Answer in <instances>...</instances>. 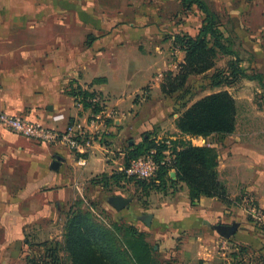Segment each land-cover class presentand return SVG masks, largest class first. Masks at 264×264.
Instances as JSON below:
<instances>
[{
    "label": "crops",
    "instance_id": "0c3cea01",
    "mask_svg": "<svg viewBox=\"0 0 264 264\" xmlns=\"http://www.w3.org/2000/svg\"><path fill=\"white\" fill-rule=\"evenodd\" d=\"M30 1L0 0V19L14 20L16 3ZM232 3L238 4L237 20L251 21L247 26L239 22L235 26L236 35L239 39H249L251 44L262 45L264 27L257 28L253 21L264 20V0H232ZM37 33L42 35L45 31H10L9 27L7 31H0V109L48 127L88 126L89 117L99 110L79 103L81 97L72 93V87L81 86L103 97L117 114L114 120L100 127L104 134L102 144H96L83 154L67 147L40 143L0 124V246L3 244L5 249L0 250V264H15L20 260V256L7 248L30 244L29 229L57 227L58 223L64 227L73 205L81 198L85 200L83 185L101 186L98 178L111 175L113 164L117 163L111 154L115 150L126 154L120 144L127 139V134L151 133L160 122L158 112L144 116L142 110L148 105L144 99L139 104L135 101L145 84L115 81L109 66H104L101 80H95V68L86 78L73 64L53 54L58 46L15 43L17 35ZM94 48L102 51L98 46ZM107 48L110 45L103 47V52L110 51ZM151 85L149 94L153 98L162 93L159 82H151ZM237 106L239 112L238 100ZM253 112V124H246L245 129L242 126L241 130L237 120L233 133L213 135L218 140L209 144L219 152L218 171L227 187V199L202 197L193 203L188 186L181 183L180 190L160 197L147 210L146 213L153 215L151 227L163 241L160 249L172 257L173 263L180 258L184 264H233L230 258L221 257L222 241L214 227L237 223L232 237L237 243L231 244V250H240L239 245L248 246L253 255L251 264H264V231L253 225L243 205L237 202L242 197L253 196L264 207V125L261 124L263 118H259L264 112ZM172 127L179 132L175 124ZM105 138L111 143L105 144ZM202 138L188 136L196 145L202 143L194 139ZM57 158L60 166L53 169L51 165ZM169 175L173 179L177 177L174 170ZM110 206L106 208L110 210ZM124 209H116V216H121ZM227 245L229 248V243Z\"/></svg>",
    "mask_w": 264,
    "mask_h": 264
},
{
    "label": "rangeland",
    "instance_id": "374dc122",
    "mask_svg": "<svg viewBox=\"0 0 264 264\" xmlns=\"http://www.w3.org/2000/svg\"><path fill=\"white\" fill-rule=\"evenodd\" d=\"M203 1L214 16L216 27L223 33V41L232 50V54L219 53L210 70L191 75L184 87L175 93L162 95L161 91L154 98L149 94L151 82H159L161 85L164 73H178L184 62L186 51L178 43L177 37L196 36L203 25L206 14L198 6L190 7L184 0H31L29 3H16L15 19H0V31H7L8 27L10 31H45L42 35H17L15 43L58 46V51L53 54L73 64L76 71L86 78L95 68V80H101L104 66H109L115 81L145 84L135 101L139 104L144 99L149 105L142 110L144 116L151 112L159 113V125L150 133L153 137L161 139L179 135L180 132H175L172 127L176 125V119L198 99L221 90L229 91L238 100L237 120L242 130V126L245 129L246 124H253L254 110L264 112V43L257 46L251 44L249 39H239L236 35L235 26L239 22L244 26L251 25V21L236 19L238 4H233L232 0H224L222 3H217L218 0ZM254 22L257 28L264 27V20ZM261 40L264 41V35ZM107 45H110L107 48L110 51L103 52V47ZM95 46L102 48V51H95ZM95 57L98 61L96 64ZM79 88L82 87L73 86L72 91ZM259 118H263L261 124L264 125V114ZM146 133L149 132L127 134V139L120 144L121 148L127 150L130 145L141 142ZM213 135L194 141L209 145L218 140ZM186 139L193 143L192 139ZM107 142H110L109 139L105 140V144ZM120 153L115 150L111 154L117 161L113 164L111 175H117L119 179L110 178L106 183L101 176L98 178L101 186L91 188L83 185L82 196L85 200H77L73 210L90 212L94 220L107 228H112L113 223L117 222L133 227L138 233L143 232L153 247L158 264H184L185 261L180 258L173 263L172 257L160 249L163 241L151 225L141 219L160 197L168 196L182 187H171L169 183L162 189H156L152 184L142 186L137 178L126 175L123 169L128 157ZM122 195L133 198V201L121 216H116L115 210L122 209L113 205V199ZM237 202L243 205V197ZM109 206L110 210L106 208ZM66 223L64 227L58 223L57 227L29 229L31 239H27L30 244H16L7 248L21 257L15 264H32L30 260L34 259L36 264H53L55 254L60 256V264L67 262L68 252L63 250ZM217 233L222 241L221 257L230 258L233 264H251L253 255L248 246L239 245L241 250H231V244L237 243L232 240L235 233L230 237ZM50 236L54 238L49 239ZM116 240L121 251L127 252L120 242L121 238L117 237ZM0 250H5L3 244ZM67 263L70 264L71 260Z\"/></svg>",
    "mask_w": 264,
    "mask_h": 264
},
{
    "label": "trees",
    "instance_id": "16d2710c",
    "mask_svg": "<svg viewBox=\"0 0 264 264\" xmlns=\"http://www.w3.org/2000/svg\"><path fill=\"white\" fill-rule=\"evenodd\" d=\"M184 2L190 7H200L206 17L196 36L177 37L186 55L178 73H164L161 91L166 95L184 87L191 75L210 70L215 65L219 53L232 54V50L223 41V33L216 27L214 16L207 4L203 0ZM72 93L81 97L84 106H92L88 98L96 95L95 92L82 88L75 89ZM97 107L93 110H99ZM237 114V100L229 91L221 90L206 95L195 101L176 119V128L180 134L175 138L169 136L158 140L149 132L141 142L130 145L126 150L128 160L125 167L129 166L132 159L150 149L156 148L161 154L170 148L175 156L172 165L162 166L158 174L150 180L138 179L142 186L148 187L152 184L156 189H162L168 183L171 187L185 183L193 203L202 197L217 196L227 199V187L220 179L218 171V149L211 145L193 144L186 137L231 134L236 130ZM171 170L176 172V179L170 177ZM103 177L106 183L110 178L119 179L117 175L105 174ZM117 237L121 238L120 242L128 253L121 251L117 246ZM63 245V250L67 251L69 256L67 262L71 260L70 264H158L153 247L143 232L138 233L133 227L117 222L113 223L112 228H107L94 220L88 211L70 212ZM59 257L55 254L53 264H60ZM30 262L36 264L35 259ZM67 262L62 263L68 264Z\"/></svg>",
    "mask_w": 264,
    "mask_h": 264
},
{
    "label": "built area",
    "instance_id": "2783aa9c",
    "mask_svg": "<svg viewBox=\"0 0 264 264\" xmlns=\"http://www.w3.org/2000/svg\"><path fill=\"white\" fill-rule=\"evenodd\" d=\"M88 101L92 104L93 109L96 106L100 107L99 111L93 112L89 117L88 126L73 124L65 129L48 127L40 122L27 120L2 109H0V124L40 143L67 147L76 153L83 154L91 151L96 144H102L104 134L100 127L105 126L109 120H114L117 114L100 95L90 97ZM79 103L83 104L81 101ZM159 154L156 148L150 149L143 155L132 159L129 166L123 170L129 177L150 180L158 174L162 166H171L175 157L170 148ZM243 206L249 218L264 230V207L253 196L244 197Z\"/></svg>",
    "mask_w": 264,
    "mask_h": 264
},
{
    "label": "water",
    "instance_id": "95a60500",
    "mask_svg": "<svg viewBox=\"0 0 264 264\" xmlns=\"http://www.w3.org/2000/svg\"><path fill=\"white\" fill-rule=\"evenodd\" d=\"M60 166V160L57 158L53 161L51 167L53 169H58ZM132 201V198H124L123 196H117L113 199V205L118 208V209H123L126 208L129 203ZM141 219L147 224V225H151L152 219H153V215L151 213H147V214H143L141 216ZM222 236L224 237H230L231 235H233L237 228H238V224L237 223H232L231 225H224V224H220V225H216L214 227Z\"/></svg>",
    "mask_w": 264,
    "mask_h": 264
}]
</instances>
